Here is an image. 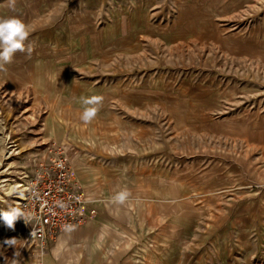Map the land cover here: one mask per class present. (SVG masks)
Masks as SVG:
<instances>
[{"label": "rangeland", "instance_id": "1", "mask_svg": "<svg viewBox=\"0 0 264 264\" xmlns=\"http://www.w3.org/2000/svg\"><path fill=\"white\" fill-rule=\"evenodd\" d=\"M11 16L33 51L0 72V209L55 145L92 214L50 263L264 264V0H0ZM23 229L0 221L19 264Z\"/></svg>", "mask_w": 264, "mask_h": 264}, {"label": "built area", "instance_id": "2", "mask_svg": "<svg viewBox=\"0 0 264 264\" xmlns=\"http://www.w3.org/2000/svg\"><path fill=\"white\" fill-rule=\"evenodd\" d=\"M63 147L54 145L45 156L33 157V170L20 184L23 195L17 207L31 219L27 225L22 219L16 223L24 227L20 232L32 264H44L49 246L65 225L79 227L92 218L86 192Z\"/></svg>", "mask_w": 264, "mask_h": 264}, {"label": "clouds", "instance_id": "3", "mask_svg": "<svg viewBox=\"0 0 264 264\" xmlns=\"http://www.w3.org/2000/svg\"><path fill=\"white\" fill-rule=\"evenodd\" d=\"M9 6L15 9V0H9ZM30 32L22 19L17 16L0 17V72L6 71V65L13 62L17 52L27 53L30 57L33 51V46L28 41ZM103 97L94 95L91 97H81V103L84 105L83 112L80 115V120L84 124L91 123L100 111ZM131 193L127 188H124L113 195L110 200L113 204L123 205L129 199ZM22 219L27 225L31 217L29 214L22 211L19 207L9 205L7 209H0V221H3L6 228L14 230L15 224ZM74 230L73 225H65L63 231L70 233ZM8 246H14L15 239L4 241ZM54 254H55V250ZM19 253L14 252L12 264H19Z\"/></svg>", "mask_w": 264, "mask_h": 264}, {"label": "crops", "instance_id": "4", "mask_svg": "<svg viewBox=\"0 0 264 264\" xmlns=\"http://www.w3.org/2000/svg\"><path fill=\"white\" fill-rule=\"evenodd\" d=\"M67 236V235H66ZM60 239V238H59ZM64 240H65V238L63 237V238H61V240L59 241V244H60V251H58V255H55L54 254V251H53V255L55 256V257H59V256H61V249H63V247L61 246V244L63 243H65L64 242ZM53 244V243H52ZM51 244V245H52ZM51 245L49 246V248H48V250H47V253H46V255H45V257H44V264H53L52 262L50 263V259L48 258L47 259V256H48V251L50 250V247H51ZM14 252H18L20 255L19 256H21V254H23V251H22V249H21V243H18V246H17V250L16 249H14V251H10V249H6V248H4L3 249V251L1 252L0 251V264H12V258H13V255H14ZM8 255V256H7ZM25 255V254H24ZM29 257V256H28ZM64 257V258H63ZM59 259H60V261L59 262H61V263H63V264H69L67 261H66V258H65V256L63 255L61 258L59 257ZM27 261H28V263L27 264H31V259H30V257H29V260L27 259ZM60 264V263H59Z\"/></svg>", "mask_w": 264, "mask_h": 264}]
</instances>
